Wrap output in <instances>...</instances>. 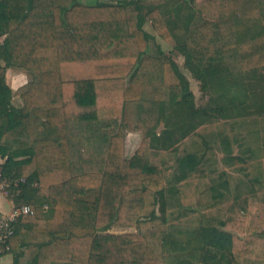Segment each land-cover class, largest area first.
Masks as SVG:
<instances>
[{
	"label": "trees",
	"instance_id": "obj_1",
	"mask_svg": "<svg viewBox=\"0 0 264 264\" xmlns=\"http://www.w3.org/2000/svg\"><path fill=\"white\" fill-rule=\"evenodd\" d=\"M147 21L214 93L206 103L147 54ZM2 35L0 175L26 179L14 199L34 210L15 224L12 264L26 251L29 264H264V160L223 169L219 142L232 143L205 121L236 109L226 58L264 66V0H0ZM9 68L33 78L21 107Z\"/></svg>",
	"mask_w": 264,
	"mask_h": 264
},
{
	"label": "rangeland",
	"instance_id": "obj_2",
	"mask_svg": "<svg viewBox=\"0 0 264 264\" xmlns=\"http://www.w3.org/2000/svg\"><path fill=\"white\" fill-rule=\"evenodd\" d=\"M80 1L86 4H95L99 0ZM144 28L150 34L146 48L147 54L173 60L179 67L180 71L189 80L190 88L194 93L196 103L199 105L206 103L211 94L214 93H211L210 89H207V93L202 90V83L194 77L187 67L185 56L179 49L161 38L150 21L145 23ZM223 73L225 76H229L233 80L234 94L231 93L226 96L230 99L229 96L231 95L236 103V109L228 118L212 114L207 117L205 121L212 122L213 125L209 126L206 124L209 127H205H217L216 131L218 134L226 135L232 143V148H228L222 144V142H219V148L216 153L221 167L228 172L237 175V173H234L233 171L234 167L237 165L246 166L248 168L247 172L250 173L252 167H250L249 164H258L259 161L264 160L261 132V115L264 112V66L253 69H244L241 65L239 56L236 55L225 59ZM216 93L218 99L219 91ZM163 127V125H160L158 130L160 131ZM141 140L142 133L140 130L127 132L124 140V155L126 157L133 156L140 146ZM232 156H239L242 161L230 163L229 158ZM244 177H246V175ZM12 190L11 193L13 194ZM86 197L89 199L92 198L90 195H87ZM2 201V205L0 206H4L6 209L7 206L5 200ZM229 210L230 208L227 206L225 209V218L228 216ZM225 229L231 231L228 228Z\"/></svg>",
	"mask_w": 264,
	"mask_h": 264
},
{
	"label": "built area",
	"instance_id": "obj_3",
	"mask_svg": "<svg viewBox=\"0 0 264 264\" xmlns=\"http://www.w3.org/2000/svg\"><path fill=\"white\" fill-rule=\"evenodd\" d=\"M26 182L25 178L6 179L1 178L0 175V202L5 200L10 203V209L7 212L0 207V264H7V257L12 254L10 253V242L15 234L17 220L24 215L34 213L33 208L29 204L16 203L14 199L15 196L20 195L22 186Z\"/></svg>",
	"mask_w": 264,
	"mask_h": 264
},
{
	"label": "crops",
	"instance_id": "obj_4",
	"mask_svg": "<svg viewBox=\"0 0 264 264\" xmlns=\"http://www.w3.org/2000/svg\"><path fill=\"white\" fill-rule=\"evenodd\" d=\"M6 36L7 35L0 36V46L4 44ZM2 65H5L4 61H2ZM32 79H33L32 76L27 72L17 70L14 68H9L7 70L6 80H7V84L9 85L13 93L12 103L16 107H21L23 105V100L21 99V97L16 95L17 90L23 87L24 85H26L27 83H29L30 81H32ZM3 163H4V159L0 156V165ZM2 202L3 201L1 200L0 205H2ZM5 204L7 206L6 209L4 208V206L2 207L0 206V207L3 209V211L7 212L10 209V203L5 201ZM29 257H30L29 252L26 251L24 256L20 259V264H29ZM13 261H14V255L11 254L10 256L7 257V264H12ZM52 264H75V263L56 261L53 262Z\"/></svg>",
	"mask_w": 264,
	"mask_h": 264
}]
</instances>
